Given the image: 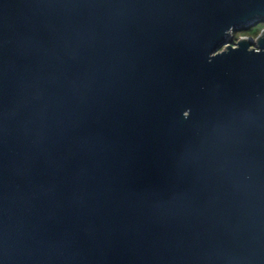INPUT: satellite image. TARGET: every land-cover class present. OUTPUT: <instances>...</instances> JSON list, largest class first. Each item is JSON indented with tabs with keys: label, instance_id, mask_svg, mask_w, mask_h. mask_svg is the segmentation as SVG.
Masks as SVG:
<instances>
[{
	"label": "water",
	"instance_id": "obj_1",
	"mask_svg": "<svg viewBox=\"0 0 264 264\" xmlns=\"http://www.w3.org/2000/svg\"><path fill=\"white\" fill-rule=\"evenodd\" d=\"M264 0H0V264H264Z\"/></svg>",
	"mask_w": 264,
	"mask_h": 264
},
{
	"label": "trees",
	"instance_id": "obj_2",
	"mask_svg": "<svg viewBox=\"0 0 264 264\" xmlns=\"http://www.w3.org/2000/svg\"><path fill=\"white\" fill-rule=\"evenodd\" d=\"M263 28H264V21H259L247 28H243L239 31H236L234 34V39L237 41L239 37L243 35H249V36L256 37Z\"/></svg>",
	"mask_w": 264,
	"mask_h": 264
},
{
	"label": "rangeland",
	"instance_id": "obj_3",
	"mask_svg": "<svg viewBox=\"0 0 264 264\" xmlns=\"http://www.w3.org/2000/svg\"><path fill=\"white\" fill-rule=\"evenodd\" d=\"M234 34H235V32L231 34V37H230V38H231V43L234 42V41H236V40L234 39ZM253 37H254V36H253ZM239 38H240V37H239ZM237 41H238V40H237Z\"/></svg>",
	"mask_w": 264,
	"mask_h": 264
},
{
	"label": "flooded vegetation",
	"instance_id": "obj_4",
	"mask_svg": "<svg viewBox=\"0 0 264 264\" xmlns=\"http://www.w3.org/2000/svg\"><path fill=\"white\" fill-rule=\"evenodd\" d=\"M234 42H236V41H234Z\"/></svg>",
	"mask_w": 264,
	"mask_h": 264
}]
</instances>
